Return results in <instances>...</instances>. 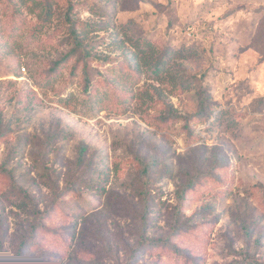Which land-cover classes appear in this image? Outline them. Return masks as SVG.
Segmentation results:
<instances>
[{
  "label": "rangeland",
  "instance_id": "1",
  "mask_svg": "<svg viewBox=\"0 0 264 264\" xmlns=\"http://www.w3.org/2000/svg\"><path fill=\"white\" fill-rule=\"evenodd\" d=\"M0 119V264H264V0H0Z\"/></svg>",
  "mask_w": 264,
  "mask_h": 264
},
{
  "label": "trees",
  "instance_id": "2",
  "mask_svg": "<svg viewBox=\"0 0 264 264\" xmlns=\"http://www.w3.org/2000/svg\"><path fill=\"white\" fill-rule=\"evenodd\" d=\"M148 46H152L150 45V42H148ZM134 59L136 60V66L134 67L133 71L136 73H139L141 70V60L143 59V57H141L138 53L135 55ZM150 63H148V68L152 69L154 73L156 74H161L162 73V63L157 61V62H153L149 65ZM211 112V102H210V98H208V93L207 91H203V94L201 95L200 98V103H199V107H198V111L196 112L195 115L198 116V118H202L204 115L208 114ZM2 135V131H1V119H0V136Z\"/></svg>",
  "mask_w": 264,
  "mask_h": 264
}]
</instances>
